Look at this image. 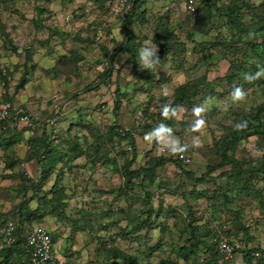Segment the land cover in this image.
I'll return each mask as SVG.
<instances>
[{
	"label": "rangeland",
	"instance_id": "obj_1",
	"mask_svg": "<svg viewBox=\"0 0 264 264\" xmlns=\"http://www.w3.org/2000/svg\"><path fill=\"white\" fill-rule=\"evenodd\" d=\"M131 1L0 0V105L7 100L10 115L21 111L31 120L48 119L57 109L56 134L49 137L48 144L41 138L48 129L26 132L24 119L9 132L22 135L18 141L28 155L17 158L10 147L0 153L4 163L0 166V223L12 220L9 209L25 201L21 187L34 184L33 191L23 193L33 214L20 235L22 239L37 225L49 231L55 251L48 264H157L160 260L183 264L179 249L194 239L198 244L188 264H215L216 260L218 264H246V255L249 264H264V180L258 172L264 169V135L251 129L232 133L235 123L248 121L254 108L264 104V78L251 84L244 80L245 73L264 66V34L238 32L224 15L234 3L239 21L247 24L253 20V12L264 13L252 10V4L259 7L263 3L209 0L207 20L199 0H195L199 17L185 12L184 0H176L177 9L172 12L178 24L169 26L158 24L167 19L165 12L150 21L142 11V18L132 19V25L139 34L147 29L146 35L158 46V56L164 52L158 69L145 79L134 73L131 64L124 70L118 60L111 64L110 76L101 77L106 55L120 53L122 45L107 38V19L118 24ZM99 27L104 36L97 42L93 38ZM246 41L257 45V53ZM133 43L142 45L140 40ZM44 66L51 69L45 68L42 75L39 68ZM134 67L139 69L137 62ZM2 68L10 77L4 86ZM42 76L51 85L44 90L45 96L39 94V87L35 93L23 91L18 100L34 95L32 104L39 109L44 104L48 110L40 116L25 113L20 108L23 102L13 104L11 100L18 96L23 82L38 87ZM59 82L62 89L57 90ZM234 86L247 91L246 101L221 111L217 102L226 103ZM179 88L181 97L176 96ZM116 90L120 97L114 115ZM55 92L60 95L56 97ZM204 102L212 105L205 116L206 127L199 133L189 132L194 119L191 109ZM164 104L180 105L184 111L177 118L162 120ZM260 115L264 117V110ZM161 122L190 145L185 153L162 154L158 145L143 141L144 134ZM124 134H130L134 142L130 169L147 168L157 156L179 161L180 168L167 162L146 178L138 174L128 186L123 185L122 165L129 158L128 140L119 138ZM193 136L200 137L202 147H191ZM43 150L44 160L40 157ZM222 157L234 163L204 175L200 182L183 174L188 171L199 177ZM36 159L53 168L44 189L55 178L65 188L63 207L55 202L39 203V192L33 197L38 183ZM6 169L10 172H4ZM46 195L50 197L48 192ZM145 202L152 208L149 215ZM222 237L241 242V250L230 259L215 257L216 241ZM251 251L258 255H250Z\"/></svg>",
	"mask_w": 264,
	"mask_h": 264
},
{
	"label": "trees",
	"instance_id": "obj_2",
	"mask_svg": "<svg viewBox=\"0 0 264 264\" xmlns=\"http://www.w3.org/2000/svg\"><path fill=\"white\" fill-rule=\"evenodd\" d=\"M200 3H203L204 5V12H205V18L208 20V18L210 17L209 14V8H210V1L209 0H199ZM261 3H263L262 5L255 6L252 4V10L255 9H259L261 11L264 12V0H260ZM143 3V0H132L131 1V5L130 8H128V10L124 13V15L121 16V27H122V34L124 37V40L122 42L121 45V49H126L129 52V57L124 61L123 66L124 65H129L131 64V69H134V73L137 74L138 76H144L145 79H149V77L151 78V76L149 74V71L145 70V71H141L140 69H136L135 67L133 68L135 62H136V47L135 44L133 43V35H132V19L135 18V20H140L142 18V10H138L139 7H141ZM198 9V7H197ZM227 12L224 13V15H226V23L230 24L231 27H234L236 30H238V32H243L245 30V32L249 31L250 33H256V32H261L264 34V13L261 14H257L254 13L252 14V18L253 20L250 21L247 24H243L239 21L238 17H237V10L236 7L234 5V3H231L229 5V7H227ZM199 10V9H198ZM200 15H201V11L199 10ZM255 19V20H254ZM135 22V21H134ZM245 45L248 46L250 48V50L253 53H257V45H254L252 42L250 41H246ZM104 50V48L102 49ZM164 50V49H162ZM105 51V50H104ZM166 52V51H165ZM164 53V52H161ZM160 53V54H161ZM105 54H107V52H105ZM159 54V55H160ZM107 60H106V66L105 68L101 71L100 76L101 77H109L110 73H111V64L113 63V55L111 53L107 54ZM23 78L21 77L20 79V84L22 83ZM5 85V84H4ZM182 88H179L177 90L176 96L177 97H181V90ZM118 90V89H117ZM116 90V99L114 102V106L112 109V112L114 115H116L117 112V108H118V104H119V97H120V93H118V91ZM7 101V100H6ZM264 110V104L256 106L254 108V110L251 112L250 118L248 119V127L246 129H251L254 133L260 134V135H264V117L260 115L261 111ZM114 126V125H112ZM9 131H5L3 132V134H6ZM235 129L232 131L233 134H236ZM3 134H0V138L3 136ZM118 134V133H116ZM47 135V136H46ZM119 135V134H118ZM48 136H50L49 133L42 135V141L45 144H48V142H50L48 139ZM120 139H127L128 142V148H129V158L126 159L123 162L122 165V176H123V185L128 186L130 184L131 178L137 176L138 174H143V178H146V175L148 173L151 172L152 169H154L157 166L163 165L164 163L170 162V163H174L175 166H181V163L179 161H176L175 159H172L170 157H162V156H157L154 157L148 164L147 168H137L135 170L130 169V165L131 163L134 161L135 159V153H134V142L133 139L131 137L130 134H124L119 136ZM29 139V138H28ZM52 139V138H51ZM29 142H31V140H29ZM46 150H48L47 145L45 146ZM45 150V151H46ZM44 150L42 151L41 154V158L42 160H44ZM46 154V153H45ZM33 155H35L33 153ZM31 157H35L32 156ZM37 158V157H35ZM38 162V167H39V171H38V183L36 184L37 186L35 187L36 190H34V192H32L33 197H37V200L39 203H58L57 206H61L63 207V202L65 201L64 198H66V196L64 195V189L62 185H59L58 181H56V178L54 179V181H52V184L50 185V187L48 186L47 189H45L44 191H42L43 186L45 184L46 179L50 176L53 168L51 164L48 165H44L43 161L36 159ZM61 161V160H60ZM234 163L233 159H229L227 157H222V159L211 166H207L206 171L204 172L203 175H200L199 177H193L191 172L188 171H183V174L188 177L191 178L193 181L195 182H200L204 177V175H209L212 171L220 169L221 167L225 166V165H232ZM235 174L237 175L239 173V171L237 170V168H235ZM258 172H260L262 174V178L264 180V169H259ZM34 185V184H33ZM28 185V186H22V190H21V198H23L26 203V197L23 194L25 191L30 190L33 191V186ZM39 192L40 195H37V193ZM47 192L50 194V197H47ZM37 195V196H36ZM20 202V201H19ZM24 202H20L17 205L12 206L9 209V218H12V222L14 224V228H13V242L10 243L7 246H3L2 248H0V256L2 257L0 260V264H6L8 260L11 259L12 254H16L18 256L22 255V258H18L15 264H26L27 262V258L24 255V243H23V239H21V235H20V231L22 229V227L24 226V223L28 222V220L30 219V216L33 214V211L29 209L28 205L25 204ZM146 205V214L149 215L150 212L152 211V208L150 206V204L148 202H145ZM36 208V207H35ZM34 208V209H35ZM7 219L3 220L6 221ZM11 220V219H10ZM2 222V223H3ZM0 223V225L2 224ZM143 224V223H142ZM141 226V225H140ZM139 227V226H138ZM190 235L191 237H194V230H192V228H190ZM50 239L51 242L52 238L50 235ZM198 241L196 239L192 240L191 243H189L188 247H184V248H180L179 252L182 256L183 259V264H188L187 260L190 256H192L194 254V252L196 251V247H197ZM215 251V257H217V251L216 249ZM252 251L249 253L251 255ZM248 254V255H249ZM54 258V257H53ZM22 259V260H21ZM53 260V259H52ZM50 260V261H52ZM50 261H48L46 264H48ZM218 264L217 260L215 261V264ZM245 263L249 264V259L247 258V255L245 256ZM157 264H176L170 261H165V260H160Z\"/></svg>",
	"mask_w": 264,
	"mask_h": 264
},
{
	"label": "clouds",
	"instance_id": "obj_3",
	"mask_svg": "<svg viewBox=\"0 0 264 264\" xmlns=\"http://www.w3.org/2000/svg\"><path fill=\"white\" fill-rule=\"evenodd\" d=\"M139 39L140 34L137 33ZM124 37H120V42H123ZM139 41V40H138ZM153 38L145 37L143 44L138 49L136 55V62L141 71H149L151 73L158 69L161 63L158 56V46L153 43ZM126 55V54H125ZM264 78V66L258 67L255 72H248L244 74V80L246 83H253L256 80ZM248 93L242 86H234L226 98V103L217 102V106L221 111H227L230 106L245 102ZM212 105L204 102L195 105L191 112L193 114V121L189 125L188 131L192 133H199L206 127L205 116L211 109ZM183 108L180 105L164 104L160 109V116L162 120L174 119L182 115ZM248 127L247 120H240L235 123L234 129L236 131H243ZM143 141L147 144H156L159 146L161 153H167L171 156H180L185 153L190 145L182 142L174 133L173 130L164 123L157 124L151 131L147 132L143 136ZM203 146V142L199 136H193L191 147L200 148ZM256 154H260L257 150Z\"/></svg>",
	"mask_w": 264,
	"mask_h": 264
},
{
	"label": "built area",
	"instance_id": "obj_4",
	"mask_svg": "<svg viewBox=\"0 0 264 264\" xmlns=\"http://www.w3.org/2000/svg\"><path fill=\"white\" fill-rule=\"evenodd\" d=\"M184 10L187 14L193 17H199L200 12L195 7V0H184ZM94 41H99L104 36V30L99 27L95 31ZM160 59H164L163 53L160 55ZM1 74L4 77L2 84L10 79L6 75L5 69H1ZM98 110V109H97ZM11 104L9 101H4L0 105V134L5 131H11L19 125V120L24 119V127L26 132L32 131V129L46 128L50 136L54 137L56 130L54 129L57 119V109L53 111V115L44 120H31L22 115L21 111H15L13 115H10ZM23 121V120H22ZM28 136L24 137L27 139ZM13 228L14 224L12 220L7 219L0 225V248L7 246L13 242ZM24 243V255L27 258L26 264H46L54 257V247L50 239V233L45 227L41 225L31 227L22 237ZM242 248L241 242L237 240H228L226 238H219L216 241V251L219 258L224 260L230 259L232 255L240 251ZM253 256H257L258 253H251ZM220 263L219 260H217Z\"/></svg>",
	"mask_w": 264,
	"mask_h": 264
},
{
	"label": "crops",
	"instance_id": "obj_5",
	"mask_svg": "<svg viewBox=\"0 0 264 264\" xmlns=\"http://www.w3.org/2000/svg\"><path fill=\"white\" fill-rule=\"evenodd\" d=\"M176 5H177L176 0H143V3H142V5H141V7H140L139 10H142L143 13H144V15H145V18L148 19V20H150V21H152L151 18L153 16H155V15L156 16H160L161 14H163V12H165V15L163 14V16L164 17L167 16V19L164 18L163 19V22H159L158 24L159 25H162V26L163 25L164 26L165 25L169 26L168 24H170V25H172V24H178L177 23L178 21L175 18L176 13H173L172 12L173 9H177L176 8ZM109 18L107 19V22H108L107 25L109 27V30H108L109 32H108L107 38H113L115 44L116 45H120L122 43V42H120V37L123 36V34H122V27H121V17H120L119 23L118 24H114L113 23V25L110 23V20L111 19H109ZM134 23H136V21ZM149 24H150V22H149ZM141 25H142V23H141ZM131 28H132V34H133V41L137 42L138 40H140L141 44H143L145 37L150 38V36H147L146 35L147 29L141 30V34H140L141 37L139 39V37H138V35L136 33V30L134 29L133 25L131 26ZM139 48H140L139 46L136 47V53H137V51H138ZM115 53H117L116 50L113 51V54H115ZM104 54H105V52H104ZM128 57H129V52L126 49H121L120 53H117L116 55L113 56V62L115 64H117L116 62L118 60H122L120 62V64H123L124 61ZM118 66L119 65H117V67ZM128 66L129 65L126 64L122 68L124 70H126L128 68ZM43 68H39V73H41L42 75H44L47 72V71L46 72L44 71L45 68L46 69L48 68L49 70L51 69V67H47V66H44ZM43 78H44V76H42V78L38 80V87H35L33 85H30L29 84V81L23 82V84H22L23 86L21 85L22 88L19 90L18 96L16 97L17 99L14 97L15 100H11V102L13 104H15V102H19V103H22L23 102L22 104L24 105L23 106L24 109L22 107H20L21 110H23L25 113L28 112L29 114H33L35 116H40V114L42 112H44L45 109L48 110V108H46L45 105L43 104L42 105V108L43 109H39L37 106H35L34 104H32L34 95H32L33 98L32 97H28V96L25 95V101H22L21 98L18 100V98H19L20 94H23V91L30 90L31 92L35 93L36 88H39V87H40L39 94L45 96L46 93H45L44 90L45 89L49 90L51 85L49 86V82H46ZM41 84H44V86L42 88H41ZM45 86H47V87H45ZM56 89L57 90L62 89L60 82L56 84ZM55 95L57 97L60 94H58V92L57 93L55 92ZM37 103H38V100H37ZM9 132H7L6 134H3V136L0 138V141H2V142H0V145H1V143H4L2 146H0V153L4 150L3 148H6L7 147L9 149V147H10L11 150H12L10 153L12 154V152L14 150L15 151V156L17 158L24 157V156L27 157L28 154H26L25 146L22 145L21 141L20 142L18 141L21 134H17L15 132H13L14 134L13 133L9 134ZM23 134H25V133H23ZM24 137H25V135H24ZM49 137L50 136H48V139H50ZM54 137H55V135H54ZM53 141L55 142L56 140L53 139ZM27 148H29V147L27 146ZM20 149H21V151H20ZM27 164H28V162H26L24 164V168L25 169L27 168ZM0 166L1 167L4 166V163H2L1 160H0ZM28 168L33 169L32 165H29ZM38 171H39V167H37V172ZM4 172H10V171H9V169H6ZM28 173H29V169H28ZM8 178L10 179V177H8ZM48 178L46 180H48ZM3 181H6V179L3 180ZM74 182H76V181H74ZM42 189L45 190L44 189V186H43ZM1 258L2 257L0 256V260H1ZM18 258H22V255L18 256L16 254H12L11 259L8 260L6 264H15Z\"/></svg>",
	"mask_w": 264,
	"mask_h": 264
}]
</instances>
